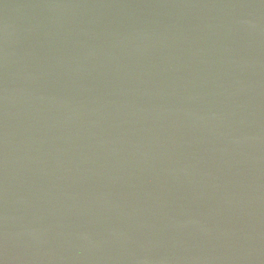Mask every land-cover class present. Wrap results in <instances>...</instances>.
<instances>
[{"label":"water","instance_id":"obj_1","mask_svg":"<svg viewBox=\"0 0 264 264\" xmlns=\"http://www.w3.org/2000/svg\"><path fill=\"white\" fill-rule=\"evenodd\" d=\"M0 264H264V0H0Z\"/></svg>","mask_w":264,"mask_h":264}]
</instances>
